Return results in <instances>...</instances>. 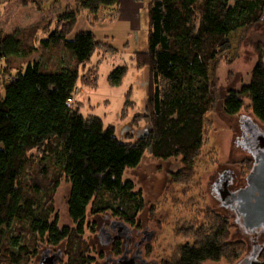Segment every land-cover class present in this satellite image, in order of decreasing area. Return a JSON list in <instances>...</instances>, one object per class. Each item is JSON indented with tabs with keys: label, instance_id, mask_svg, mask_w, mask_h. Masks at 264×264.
Masks as SVG:
<instances>
[{
	"label": "trees",
	"instance_id": "trees-1",
	"mask_svg": "<svg viewBox=\"0 0 264 264\" xmlns=\"http://www.w3.org/2000/svg\"><path fill=\"white\" fill-rule=\"evenodd\" d=\"M74 5L40 41L46 49H67L73 61L26 60L0 90V264H29L41 246L62 250L65 245L68 264H96L85 237L90 214L116 218L114 250L120 255L126 241L119 237L125 227L141 228L138 216L146 206L142 190L124 179L126 170L150 152L157 159H179L183 167L172 172V181H189L220 98L216 71L230 35L264 21V0H149L148 50L133 58L150 71L147 108L135 116L147 127L131 141L120 139L102 117L83 115L75 100L79 82L97 85V73L94 80L86 75L92 67L98 72V65L88 66L94 53L115 50L93 27L114 17L107 11L120 0H75ZM81 15L90 27L76 30ZM257 47L249 82L230 89L222 107L228 115L249 107L264 123V45ZM36 49L27 33H0V58L27 59ZM127 72V65L115 67L109 83L120 85ZM134 105L130 97L125 111ZM64 182L70 185L71 224L60 223L55 205ZM205 220L188 225L185 242L159 264L237 263L247 243L230 239L228 217L210 209Z\"/></svg>",
	"mask_w": 264,
	"mask_h": 264
},
{
	"label": "rangeland",
	"instance_id": "rangeland-1",
	"mask_svg": "<svg viewBox=\"0 0 264 264\" xmlns=\"http://www.w3.org/2000/svg\"><path fill=\"white\" fill-rule=\"evenodd\" d=\"M74 1L0 0V33H27L37 46L36 51L27 59L0 58V90L3 82L26 60L38 58L49 65H58L63 59L64 62L73 61L72 54L67 49H46L40 41L48 36L58 15L75 7ZM148 1L120 0L119 6L107 11L114 17L103 18L94 25L97 38L112 45L115 50L94 53L88 66L98 65V72L92 67L91 70H86V75L94 80L97 73V85L88 86L79 82L75 94V100L79 103L83 115L102 117L106 125L115 126L116 135L122 140H137L147 127L144 121L137 123L135 116L144 114L147 108L150 71L149 67H137L133 58L137 51L148 50ZM89 23L88 19L81 15L76 30L82 29L84 24L90 26ZM33 29H36V32H32ZM261 38L264 39V21L262 24L240 28L231 33L230 48L222 54L216 71L220 98L210 113L211 125L207 138L188 182L179 184L172 181V172L183 167L179 159H157L150 152L145 154L138 167L126 170L124 179L132 180L136 190H142L146 200L138 222L142 224L141 228L152 235L142 241L143 234L130 232L132 227H128L119 237L124 242L129 238L128 251L123 245L121 254L117 255L114 242L118 233L117 228L112 227L116 218L110 213L88 216L87 225L90 226L86 228L85 237L96 264H119L118 259L124 256L131 259L137 250L135 240L142 242L138 246V259H144L150 264H159L163 258L170 256L179 244L185 242L183 235L186 234L185 228L188 225H202L203 221L206 222L205 216L210 209L228 217L231 224V240L247 243L240 259L255 252L252 242L255 234L249 233L240 223H235L236 213L217 192L214 181L219 175L232 170L236 174L233 177L232 190L244 187L253 164L252 157L255 158L259 153L258 139L254 146L248 140L247 134L251 130L256 137L264 134V123L256 118L249 107L243 108L236 115H228L222 106L224 96L230 89L249 82L250 73L258 60L257 46L264 45ZM119 65H127L128 72L120 85L113 86L109 83V75ZM130 97L135 105L125 111L126 101ZM247 104H250V101L247 100ZM128 134L131 136L128 137ZM69 190L70 185L62 183L55 199L61 224L72 223L67 207ZM59 247H50L49 256L54 257L58 253L61 257L58 263L68 264L64 248L66 245L61 246L62 250ZM45 248L41 246L39 255L29 264H39ZM203 264L235 263L222 260Z\"/></svg>",
	"mask_w": 264,
	"mask_h": 264
},
{
	"label": "water",
	"instance_id": "water-1",
	"mask_svg": "<svg viewBox=\"0 0 264 264\" xmlns=\"http://www.w3.org/2000/svg\"><path fill=\"white\" fill-rule=\"evenodd\" d=\"M262 136L258 138L259 153L246 178V186L229 192L225 200L232 204L231 207L236 213V223H240L248 230L264 228V140ZM49 252L50 249L41 254L39 264H59L60 255L56 253L54 257H50ZM237 264H264V259L245 258L240 259Z\"/></svg>",
	"mask_w": 264,
	"mask_h": 264
},
{
	"label": "flooded vegetation",
	"instance_id": "flooded-vegetation-1",
	"mask_svg": "<svg viewBox=\"0 0 264 264\" xmlns=\"http://www.w3.org/2000/svg\"><path fill=\"white\" fill-rule=\"evenodd\" d=\"M253 134H254V132H253V130H251V132H249L247 134V138L250 141V143H252L254 146H256L255 142L257 141V139L259 137H256ZM262 135L261 136L263 137V140H264V134H262ZM260 142H261V140H260ZM252 159H253V163H254L255 158L252 157ZM252 166H253V164H252ZM252 166H251V169H252ZM235 176H236V174H234V172L232 170H228L227 172L219 175L214 181V186L216 187L217 192L219 194H221V196L223 198H225L224 200L227 199L229 192L234 191V190H232L231 187H232V183L234 181L233 177H235ZM246 183H247V181H246ZM246 183L244 186H246ZM227 204L230 205V207L232 206V204L230 202L229 203L227 202ZM235 223H236V221H235ZM113 228H115V226ZM247 231L249 233L255 234L254 240H252V242L254 243L253 247L255 249V252H253V254L251 256L248 255L246 257H243L242 259H245V258H248V259H253V258L254 259H264V228H259L257 230H248L247 229ZM130 232H135L138 234L142 233L143 234V236H141L142 241L145 238H148L152 235V233H149L147 230H145L143 228H137V227L132 228V231H130ZM114 236H116V235H114ZM257 241L259 243H256ZM128 244H129V238H127V240H126V246H125V249H127L126 251H128ZM141 244H142V242L140 240L139 241L135 240L134 245L137 247V250L135 251V255L131 259L127 258L126 256L121 257L120 259H118L119 264H137V263L150 264V263H147V261L144 259H138L140 257V249L138 248V246ZM235 264H237V263H235Z\"/></svg>",
	"mask_w": 264,
	"mask_h": 264
},
{
	"label": "crops",
	"instance_id": "crops-1",
	"mask_svg": "<svg viewBox=\"0 0 264 264\" xmlns=\"http://www.w3.org/2000/svg\"><path fill=\"white\" fill-rule=\"evenodd\" d=\"M85 26H83V28L82 29H85V28H88V27H90V26H88V24L86 25V24H84ZM96 31V30H95Z\"/></svg>",
	"mask_w": 264,
	"mask_h": 264
},
{
	"label": "built area",
	"instance_id": "built-area-1",
	"mask_svg": "<svg viewBox=\"0 0 264 264\" xmlns=\"http://www.w3.org/2000/svg\"><path fill=\"white\" fill-rule=\"evenodd\" d=\"M72 99H70V101H71Z\"/></svg>",
	"mask_w": 264,
	"mask_h": 264
}]
</instances>
